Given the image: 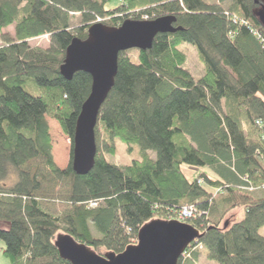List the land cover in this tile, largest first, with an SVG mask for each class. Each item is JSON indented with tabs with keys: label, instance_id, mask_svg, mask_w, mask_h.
<instances>
[{
	"label": "trees",
	"instance_id": "16d2710c",
	"mask_svg": "<svg viewBox=\"0 0 264 264\" xmlns=\"http://www.w3.org/2000/svg\"><path fill=\"white\" fill-rule=\"evenodd\" d=\"M224 1L119 0L108 9L112 0H0V243L6 264H69L54 246L60 234L98 255L119 254L135 244L144 224L185 207L196 210L185 223L200 237L178 264H198L202 251L214 264H264L258 233L264 225V26L257 16L264 0H230L227 8ZM162 17H174L178 30L158 34L149 50L119 53L94 130V166L87 175L75 174L72 139L91 77L61 76L67 47L75 38L85 40L93 24L116 28ZM9 27L12 36L4 32ZM44 36L48 48L29 44ZM181 44L197 51L204 70L198 80L183 68ZM47 117L70 141L62 170L53 161ZM115 140L138 146L141 159L128 166L109 162ZM183 167L208 168L216 179L203 172L188 181ZM56 198L63 212L48 207ZM91 202L97 206L90 208ZM218 205L223 214L242 207L243 219L220 227L212 221Z\"/></svg>",
	"mask_w": 264,
	"mask_h": 264
},
{
	"label": "water",
	"instance_id": "95a60500",
	"mask_svg": "<svg viewBox=\"0 0 264 264\" xmlns=\"http://www.w3.org/2000/svg\"><path fill=\"white\" fill-rule=\"evenodd\" d=\"M257 16L264 26V4ZM174 21V17L126 20L116 28L97 23L89 27L85 40L75 38L67 47L60 66L61 76L71 80L75 73L84 72L91 77L90 93L81 107L72 139L71 166L75 174L87 175L94 166V130L99 111L114 85L119 53L149 50L158 34L178 30L172 25ZM199 237V231L185 222L152 220L139 229L136 243L119 254L98 255L63 234L57 235L54 246L59 257L69 264H178Z\"/></svg>",
	"mask_w": 264,
	"mask_h": 264
},
{
	"label": "rangeland",
	"instance_id": "374dc122",
	"mask_svg": "<svg viewBox=\"0 0 264 264\" xmlns=\"http://www.w3.org/2000/svg\"><path fill=\"white\" fill-rule=\"evenodd\" d=\"M212 3H216L218 0H207ZM230 0L224 1V8L228 7ZM119 5V0H112L110 4L107 5L108 9H113ZM79 18L76 16L72 20L71 24L73 26L77 25ZM5 33H9L11 36L13 35V27L7 28ZM29 44L32 47H37L41 49H46L49 46V39L47 36L31 40ZM2 45L0 41V46ZM178 49L185 55L186 61L183 68L190 73L194 80H198L204 74L203 66L198 61L197 51L196 49L188 44H181ZM130 57L135 60L136 53L130 52ZM136 61V60H135ZM29 92L34 95L38 94V91H34L32 89L27 88ZM48 126H49V133L52 145V157L53 161L59 169H65L69 163L70 159V141L68 138L61 132L58 124L51 118H46ZM115 154L114 156L107 155V160L116 165H123L128 166L135 160L141 159V152L138 146L135 145H124L123 143L115 140ZM150 158L154 159L155 154L153 152H148ZM183 173L188 181H193L199 177L203 172L208 173L211 179H214V175L208 170V168H188L183 167ZM206 187V186H205ZM205 190L209 192H213V189L206 187ZM261 194L255 195V197H260ZM59 198V197H58ZM49 202V201H48ZM48 204V207L52 209L55 213H60L65 210V204L60 199L51 200ZM220 205V204H219ZM218 205V206H219ZM222 206H219L216 211L212 215V221L217 222L220 227L224 221H228L230 223H234L236 221H240L244 217V209L242 207L234 208L230 210L227 214H223ZM170 219H178L177 214L174 217H169L165 221ZM179 220V219H178ZM188 219L179 220L180 222H186ZM258 233L261 237L264 238V225L258 230ZM136 243V242H135ZM4 244L0 243V264H6L7 260L2 257L1 249L3 248ZM201 250L198 248L197 251ZM106 252L103 250L101 255L105 254ZM204 251L199 253V262L198 264H214L206 260Z\"/></svg>",
	"mask_w": 264,
	"mask_h": 264
},
{
	"label": "built area",
	"instance_id": "2783aa9c",
	"mask_svg": "<svg viewBox=\"0 0 264 264\" xmlns=\"http://www.w3.org/2000/svg\"><path fill=\"white\" fill-rule=\"evenodd\" d=\"M97 22H100V20L97 19ZM261 188L264 189V185ZM249 190H254V189L253 188H249ZM95 206H97V203H95V202L89 203V207L90 208H93ZM195 214H196V210L194 208L185 207L177 214V216H178L179 220H182V219H191V218H193L195 216ZM178 219H176V220H178Z\"/></svg>",
	"mask_w": 264,
	"mask_h": 264
},
{
	"label": "crops",
	"instance_id": "0c3cea01",
	"mask_svg": "<svg viewBox=\"0 0 264 264\" xmlns=\"http://www.w3.org/2000/svg\"><path fill=\"white\" fill-rule=\"evenodd\" d=\"M216 179V176H213Z\"/></svg>",
	"mask_w": 264,
	"mask_h": 264
},
{
	"label": "bare ground",
	"instance_id": "6f19581e",
	"mask_svg": "<svg viewBox=\"0 0 264 264\" xmlns=\"http://www.w3.org/2000/svg\"><path fill=\"white\" fill-rule=\"evenodd\" d=\"M174 23H175V21H174ZM174 23L172 25H174Z\"/></svg>",
	"mask_w": 264,
	"mask_h": 264
}]
</instances>
